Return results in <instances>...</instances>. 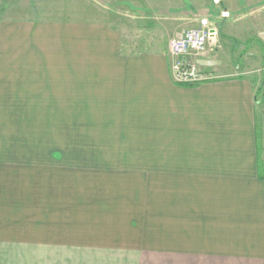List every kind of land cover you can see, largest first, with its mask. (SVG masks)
Segmentation results:
<instances>
[{"label": "crops", "instance_id": "1", "mask_svg": "<svg viewBox=\"0 0 264 264\" xmlns=\"http://www.w3.org/2000/svg\"><path fill=\"white\" fill-rule=\"evenodd\" d=\"M162 1L155 50L106 18L0 19V264H264V0ZM203 20L214 78L176 84Z\"/></svg>", "mask_w": 264, "mask_h": 264}, {"label": "rangeland", "instance_id": "2", "mask_svg": "<svg viewBox=\"0 0 264 264\" xmlns=\"http://www.w3.org/2000/svg\"><path fill=\"white\" fill-rule=\"evenodd\" d=\"M115 1L116 0H0V19L5 16L23 18L46 17L63 20L73 18L78 20H100L106 18L124 27L125 38L130 41L128 45L126 44V49L133 51L141 49L155 50L161 46V43H163L162 41H165V35L168 30L171 29L169 24L171 22H169V17L171 15L156 11L158 9L156 6L157 0H120L119 2H125L122 3V5H116ZM215 45H218L214 50L216 52L220 51L223 47L221 41H217ZM262 47L264 50V45L257 46V44H253L252 50H250L251 58H248V66H250L252 70L258 68L259 65L264 62V56L261 55L263 52ZM191 58L196 64L201 66L204 71L208 72L194 57L191 56ZM251 75H255L258 78L262 77L264 80V73L262 71L258 73L253 72ZM78 114H82V112L77 111V115ZM62 131L63 128L61 126V139H65L68 135L67 133L63 134L64 132ZM76 137L78 136L76 135ZM113 138L118 140L112 143V149L125 150L131 147V141L126 143L121 138L119 141V137ZM108 139H110V137ZM61 144L63 145L64 143L61 142Z\"/></svg>", "mask_w": 264, "mask_h": 264}, {"label": "built area", "instance_id": "3", "mask_svg": "<svg viewBox=\"0 0 264 264\" xmlns=\"http://www.w3.org/2000/svg\"><path fill=\"white\" fill-rule=\"evenodd\" d=\"M223 14L228 16L229 13ZM216 35V29L209 27L207 21L203 20L200 27L190 28L171 40L170 69L176 84L198 85L214 78L193 61L191 53L204 51Z\"/></svg>", "mask_w": 264, "mask_h": 264}, {"label": "trees", "instance_id": "4", "mask_svg": "<svg viewBox=\"0 0 264 264\" xmlns=\"http://www.w3.org/2000/svg\"><path fill=\"white\" fill-rule=\"evenodd\" d=\"M261 46L263 45L262 43H260ZM180 85H191V84H180ZM257 94L259 96V102H264V90H263V86H262V82L259 85L258 89H257ZM257 120H259V117H257ZM260 125H258L259 127ZM260 132V131H259ZM262 137H257V150H258V169H259V177L263 178L264 175V159L263 157L260 155L261 151L263 150V146H262V141H261Z\"/></svg>", "mask_w": 264, "mask_h": 264}]
</instances>
